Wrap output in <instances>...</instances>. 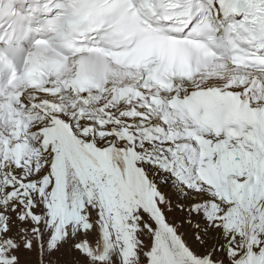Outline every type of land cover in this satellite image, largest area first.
<instances>
[{
  "label": "snow or ice",
  "instance_id": "obj_1",
  "mask_svg": "<svg viewBox=\"0 0 264 264\" xmlns=\"http://www.w3.org/2000/svg\"><path fill=\"white\" fill-rule=\"evenodd\" d=\"M0 264H264V0H0Z\"/></svg>",
  "mask_w": 264,
  "mask_h": 264
}]
</instances>
